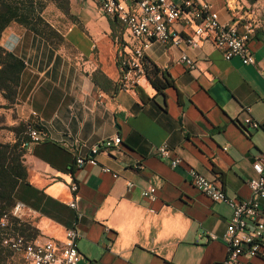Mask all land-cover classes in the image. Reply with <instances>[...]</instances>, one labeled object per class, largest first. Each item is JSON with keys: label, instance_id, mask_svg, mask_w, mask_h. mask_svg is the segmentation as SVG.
Instances as JSON below:
<instances>
[{"label": "crops", "instance_id": "obj_1", "mask_svg": "<svg viewBox=\"0 0 264 264\" xmlns=\"http://www.w3.org/2000/svg\"><path fill=\"white\" fill-rule=\"evenodd\" d=\"M209 1L220 22H228L225 0L221 7ZM60 18L58 23L67 26L64 32L56 28L64 39L57 48L16 23L1 39L25 63L11 124L38 123L45 132L24 155L27 179L14 193L24 206L21 219L38 230L40 240L59 244L77 222L78 264L222 262L227 250L220 238L231 209L195 189L188 169L219 184L231 199L251 197V165L264 152V31L257 30L249 43L254 63L244 65L238 58L225 60L213 41L196 37L184 19L175 21L170 31L194 38L198 47L153 42L146 58L170 76L174 87L157 93L143 77L138 86L148 100L142 101L133 88H116L118 60L137 42L120 24L121 43L112 39L114 20L102 12L99 0H68ZM183 54L193 68L179 63ZM247 117L260 127L245 125ZM116 135L120 146L96 154L98 165H75L76 155H91L93 145ZM165 142L182 165L171 168L156 156ZM101 166L119 177L102 173ZM71 183L78 186L79 219L68 206ZM149 186L156 189L154 202L141 194Z\"/></svg>", "mask_w": 264, "mask_h": 264}, {"label": "built area", "instance_id": "obj_2", "mask_svg": "<svg viewBox=\"0 0 264 264\" xmlns=\"http://www.w3.org/2000/svg\"><path fill=\"white\" fill-rule=\"evenodd\" d=\"M99 3L103 13L117 21L128 36L137 42L130 48L125 47L118 60L119 90L133 88L139 84L141 78L145 77L143 58L146 57V51L153 42L170 44L173 47L181 45L188 48L198 47L194 38L182 37L170 31V25L181 18L187 24L193 25L196 37L210 38L215 47L222 51L225 60L238 58L244 65L254 63L255 59L249 43L256 34L255 25L246 13H244L246 15L240 13L243 7H240L236 0H225V9L230 16V20L226 23L220 22L218 12L209 0H183L181 5H177L172 0H99ZM179 63L189 69L194 67L193 60L185 54L181 55ZM262 76L264 78V72ZM243 123L255 129L260 127L259 122L251 117L245 118ZM27 136L30 144H35L45 138V132L29 127ZM120 144L121 138L118 135L103 139L92 146L91 155H76L75 165L96 166L98 165L94 158L96 154L118 147ZM77 146V141H74L75 150L78 151ZM155 154L159 159L166 161L171 168L182 165V159L166 142L155 149ZM251 166L254 172V176L248 181L251 197L241 201L229 198L219 184L198 170L188 169L190 182L195 189L213 202L225 203L231 209V216L220 238L226 246L227 255L217 264H251L253 258L264 259V209L262 208L264 152L256 157ZM101 172L110 174L113 178L119 177L118 173L107 166H101ZM132 186L131 182H127V187ZM69 188L73 193V200L68 206L76 211L79 219L81 214L76 195L78 186L76 183H71ZM141 194L150 202L156 200L155 187L149 186ZM23 208L21 203H16L11 215L21 218ZM7 219V216H3L1 226L6 225ZM76 226L77 222L65 230L64 239L60 244L52 240H40L38 237L28 240L19 234H5L1 244L20 255L26 264H78L81 259L78 250L81 234ZM244 257L248 260L243 261Z\"/></svg>", "mask_w": 264, "mask_h": 264}, {"label": "trees", "instance_id": "obj_3", "mask_svg": "<svg viewBox=\"0 0 264 264\" xmlns=\"http://www.w3.org/2000/svg\"><path fill=\"white\" fill-rule=\"evenodd\" d=\"M247 1L254 3L256 0ZM67 3L68 0H65V5ZM59 8L62 9V7ZM44 9L45 4L42 0H0V95L5 102V104L0 105V108L9 109L15 105L21 74L25 68L24 61L1 44L2 36L7 28L16 23L43 38L54 48L59 46L55 40L60 43L64 41L62 35L43 18ZM109 24L112 30V39L120 44L122 32L119 23L114 20L110 21ZM143 68L145 78L157 93L166 88L174 87V82L170 76L146 57L143 58ZM98 75V72L92 75L95 82H98ZM116 88L119 90V84ZM133 89L136 90L142 101L148 100L138 85L133 86ZM29 127L44 132L37 124L19 121L16 125L9 127V130L14 134V141L12 143L0 142V264H9L10 256H18L24 262L20 255L2 246L1 240L5 234H19L28 240H34L38 237V230L35 227L25 220L11 215V210L16 204L15 190L19 183L27 179L24 155L27 145L30 144L27 136ZM212 171L222 178V173L215 166H213ZM3 216L8 218L5 226H1ZM256 258L264 260L261 257Z\"/></svg>", "mask_w": 264, "mask_h": 264}, {"label": "rangeland", "instance_id": "obj_4", "mask_svg": "<svg viewBox=\"0 0 264 264\" xmlns=\"http://www.w3.org/2000/svg\"><path fill=\"white\" fill-rule=\"evenodd\" d=\"M223 0H213L215 5L218 7L222 6ZM242 8L241 14L246 13L251 18L252 24L255 25V29L264 31V0H256L254 3H250L247 0H236ZM45 4V9L42 13L43 18L48 22L55 30L58 28L60 32H64L67 25H61L58 22L62 14L65 11V0H42ZM100 4V3H99ZM65 5V6H64ZM225 6V5H224ZM59 7H62L59 8ZM64 9V11H63ZM101 9V8H100ZM103 12V11H102ZM244 14V15H246ZM60 25V26H59ZM56 44L62 45L59 41L55 40ZM5 104L4 100L0 95V105ZM14 109L0 108V142L1 143H12L14 141V134L9 130V127L13 124L14 120ZM17 123H15L16 125ZM9 264H25L20 257L10 256L8 260Z\"/></svg>", "mask_w": 264, "mask_h": 264}]
</instances>
